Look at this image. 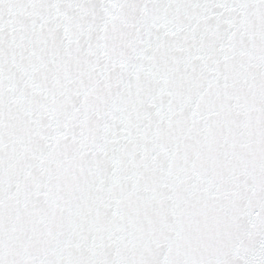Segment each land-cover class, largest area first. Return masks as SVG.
<instances>
[{"label": "snow or ice", "instance_id": "obj_1", "mask_svg": "<svg viewBox=\"0 0 264 264\" xmlns=\"http://www.w3.org/2000/svg\"><path fill=\"white\" fill-rule=\"evenodd\" d=\"M0 264H264V0H0Z\"/></svg>", "mask_w": 264, "mask_h": 264}]
</instances>
